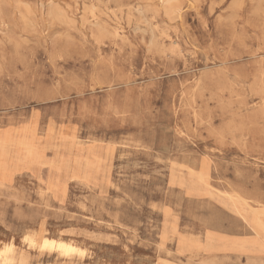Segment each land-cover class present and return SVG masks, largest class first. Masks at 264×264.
Returning a JSON list of instances; mask_svg holds the SVG:
<instances>
[{"label": "rangeland", "instance_id": "374dc122", "mask_svg": "<svg viewBox=\"0 0 264 264\" xmlns=\"http://www.w3.org/2000/svg\"><path fill=\"white\" fill-rule=\"evenodd\" d=\"M0 154L11 264H264V0H0Z\"/></svg>", "mask_w": 264, "mask_h": 264}, {"label": "bare ground", "instance_id": "6f19581e", "mask_svg": "<svg viewBox=\"0 0 264 264\" xmlns=\"http://www.w3.org/2000/svg\"><path fill=\"white\" fill-rule=\"evenodd\" d=\"M168 4V3H167ZM94 9V8H93ZM162 35V34H161ZM153 37V36H152ZM151 43V42H150ZM14 131V130H12ZM51 135V134H50ZM59 139V138H58ZM67 143V142H66ZM102 145V144H101ZM15 146L16 143H15ZM55 146V145H54ZM4 147V146H3ZM27 148V147H25ZM19 149V148H18ZM71 149V148H70ZM69 149V150H70ZM75 151V150H74ZM71 153V152H70ZM69 153V154H70ZM107 153V152H106ZM67 154V153H65ZM109 154V153H108ZM1 155V154H0ZM108 157V155H107ZM2 158V156H1ZM5 158V157H4ZM93 158V157H92ZM10 160V159H9ZM95 160V159H94ZM6 162V161H5ZM113 163V162H112ZM108 164V163H107ZM10 165V164H9ZM71 165V164H70ZM69 165V166H70ZM26 166H42V164L36 160H32L29 162L28 165ZM68 166V165H67ZM74 166H97L95 163L93 162H85L83 164H75ZM106 166V165H105ZM45 168V167H44ZM95 168V167H94ZM14 171V170H13ZM83 172V171H82ZM107 173V172H106ZM105 174V173H104ZM183 174V173H182ZM109 176V175H107ZM92 178V177H91ZM94 178V177H93ZM72 182V181H71ZM169 182V181H168ZM166 216V215H164ZM160 217V216H159ZM261 217H263L262 215H254L252 217V220L250 221V225L252 230L255 232L256 234V238L252 241H249L247 243H243V244H238L241 246L240 248V252L242 254H247L249 255L250 259L251 257H255V256H263L264 255V224L262 222ZM174 222V221H173ZM167 224V223H166ZM168 226V225H166ZM43 238V237H42ZM28 243L30 245L34 244L33 240H28ZM177 244V243H176ZM165 245V244H163ZM235 246V245H234ZM41 248L43 250H57V251H61L64 255H70L73 253H81L83 252L82 250L78 249L77 247L70 245L68 243H65L63 241L60 240H56L54 238L51 237H45L41 243ZM258 248V249H257ZM257 249V250H255ZM262 249V250H261ZM262 251V252H261ZM14 252V246L12 244L6 245L4 248H0V264L4 263V264H11V262L13 261L12 258V254ZM239 252V250H238ZM176 253V252H175ZM63 256V255H62ZM249 260V258H248ZM252 260V259H251ZM38 263V262H37Z\"/></svg>", "mask_w": 264, "mask_h": 264}]
</instances>
